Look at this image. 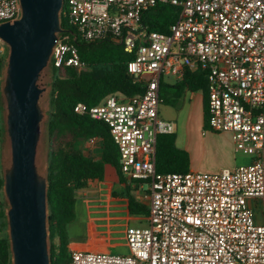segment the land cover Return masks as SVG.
<instances>
[{"label":"built area","instance_id":"built-area-1","mask_svg":"<svg viewBox=\"0 0 264 264\" xmlns=\"http://www.w3.org/2000/svg\"><path fill=\"white\" fill-rule=\"evenodd\" d=\"M180 9L169 33L150 30L144 14ZM70 30L61 34L51 69H83L74 41L112 39L135 52L128 71L145 92L108 97L75 113L105 122L129 179L150 187L149 224L130 228L128 255L72 251V264H264V0H66ZM19 0H0V23L18 19ZM0 40V68L7 55ZM204 73L207 124L230 132L252 163L208 174L160 173L157 139L175 133L159 116L163 75L182 81Z\"/></svg>","mask_w":264,"mask_h":264},{"label":"trees","instance_id":"trees-1","mask_svg":"<svg viewBox=\"0 0 264 264\" xmlns=\"http://www.w3.org/2000/svg\"><path fill=\"white\" fill-rule=\"evenodd\" d=\"M180 9L162 4L147 11L143 22L150 30L164 33L179 18ZM63 27L70 28L63 17ZM78 48L83 69H52L53 80L47 121L48 138V181L50 245L53 264H72L69 250L68 227L76 217V196L79 189L86 188L91 181L104 176L105 165L115 166L119 171L120 153L109 126L89 115L75 113L78 103L89 107L101 105L110 96L133 98L145 92L144 83H134L128 71L129 62L135 52H128L125 46L112 39L101 41H74ZM0 68V74L2 70ZM191 91L204 94V121L207 120L208 85L204 73L188 72L180 84ZM161 94V93H160ZM166 100V96L161 94ZM1 98V91H0ZM4 135V120L0 107V143ZM102 141V157L95 159L85 152L84 144L92 139ZM177 136L162 134L157 139L156 168L160 173H186L190 171L191 159L187 151L176 145ZM4 192V174L0 165V196ZM137 205L131 201V209ZM0 264H13L8 228L7 206L0 199Z\"/></svg>","mask_w":264,"mask_h":264},{"label":"water","instance_id":"water-1","mask_svg":"<svg viewBox=\"0 0 264 264\" xmlns=\"http://www.w3.org/2000/svg\"><path fill=\"white\" fill-rule=\"evenodd\" d=\"M19 1L20 17L0 23V40L9 47L2 88L11 147V165L4 173L9 238L13 264H53L48 157L44 172L38 163L46 91L40 80L67 32L62 25L66 0Z\"/></svg>","mask_w":264,"mask_h":264},{"label":"crops","instance_id":"crops-1","mask_svg":"<svg viewBox=\"0 0 264 264\" xmlns=\"http://www.w3.org/2000/svg\"><path fill=\"white\" fill-rule=\"evenodd\" d=\"M171 77L164 78V77ZM165 79V80H164ZM179 81L174 76L163 75L160 93H166V100L159 107V116L168 121L181 119L184 110L189 112V120L193 118L192 109L198 104L202 107V122L204 125V94L202 91H191L187 86L181 89ZM192 93L188 101L187 93ZM197 93V97L194 95ZM200 93V94H199ZM165 96V95H164ZM196 98L193 101V98ZM188 116L186 117L187 120ZM197 119V117H196ZM194 120V119H193ZM229 133L230 132H216ZM233 136V135H232ZM212 141H215L212 139ZM216 142V141H215ZM221 145L222 142H218ZM178 148L189 153L191 159L190 170L201 173H218L223 169H235L221 166L218 172H202V161L198 158L197 142L191 138L178 137ZM234 150L236 145L233 139ZM84 150L95 159L102 157V141L92 139L84 144ZM248 152V151H247ZM249 153V152H248ZM251 162L253 156L249 153ZM248 163V164H250ZM245 164V165H248ZM150 187L147 182L129 179L115 166L105 165L104 176L91 181L86 188L76 191V217L68 227L69 250H83L105 252L111 254L128 255L130 253L126 233L133 227L143 228L149 224ZM131 201L135 205L131 209Z\"/></svg>","mask_w":264,"mask_h":264},{"label":"rangeland","instance_id":"rangeland-1","mask_svg":"<svg viewBox=\"0 0 264 264\" xmlns=\"http://www.w3.org/2000/svg\"><path fill=\"white\" fill-rule=\"evenodd\" d=\"M66 9L68 5H66ZM7 55L5 56V60L2 66L1 74H0V91H1V98H0V107L2 108V116L4 120V135L2 137V141L0 143V165H1V172L4 174L5 170L10 167L11 165V147H10V140L8 138L6 132V124H5V98L2 94V88L4 84V79L6 75V65L9 55V47L7 45ZM171 78V77H164ZM164 79V80H165ZM53 80V73L51 66H49L42 74L40 83L46 89L43 100H42V108L45 113V121H44V129L43 134L40 142L39 148V156H38V163L41 169H46V160L48 157V138H47V119H48V111H49V101H50V93H51V83ZM166 91V90H165ZM163 91L162 95L166 96V92ZM200 94V93H199ZM192 93H187V98H183V101L189 102V96L191 97ZM197 97V93L194 94ZM195 97L193 101H195ZM193 118L189 120V112L184 110L182 113L181 119L170 120L175 126V133L177 138L182 137L187 139L188 137L192 140L197 142L198 148V158L199 161H202V167L204 170L202 172H218L221 166H225L228 168H234L235 166L245 165L251 162V157L247 151L236 149L232 146L233 143V136L229 133H216L204 121V125L202 122V107L198 104L193 106L192 112ZM188 116L187 120L186 117ZM197 117V119H196ZM194 119V120H193ZM166 120V119H164ZM168 121V120H167ZM214 139L215 141H212ZM218 142H222L219 145ZM191 171V170H190ZM2 202H4L9 207L8 201L6 199L5 193L3 192L0 196ZM1 230V227H0ZM6 233H9V228L4 230ZM2 233V231H0Z\"/></svg>","mask_w":264,"mask_h":264}]
</instances>
